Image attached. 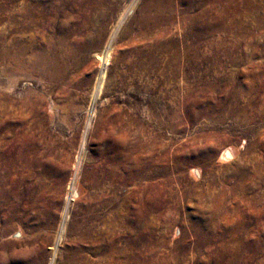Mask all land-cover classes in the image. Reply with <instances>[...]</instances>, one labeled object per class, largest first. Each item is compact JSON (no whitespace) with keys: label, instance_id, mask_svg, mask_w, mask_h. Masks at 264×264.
<instances>
[{"label":"rangeland","instance_id":"obj_1","mask_svg":"<svg viewBox=\"0 0 264 264\" xmlns=\"http://www.w3.org/2000/svg\"><path fill=\"white\" fill-rule=\"evenodd\" d=\"M60 2L0 59V264H62L98 179L110 264H264V0ZM142 18L169 48L150 82L125 69Z\"/></svg>","mask_w":264,"mask_h":264},{"label":"bare ground","instance_id":"obj_2","mask_svg":"<svg viewBox=\"0 0 264 264\" xmlns=\"http://www.w3.org/2000/svg\"><path fill=\"white\" fill-rule=\"evenodd\" d=\"M13 1L15 4L13 6L12 11L10 10L11 12L0 17V24H3L4 30L9 33V35H7L9 38L7 41L5 37L3 36L4 34L2 33L0 34V59H2V57L4 59L5 55L8 54V52H12L13 47H17L18 44H19V47L25 46L21 44L22 42L20 38H23V37L18 36V34L21 35L25 32L32 31L31 28L35 27V26L33 27V25L38 26L39 25L38 22L45 23L41 27H45L46 25H49V23L52 26L54 23L53 19L56 20L63 13V9H62L63 5H61V2H60L61 0H59L60 3H57L58 5L54 4L50 7L46 5L45 0H13ZM50 14L53 18H51ZM123 15H124V11L122 10V12L118 14V19L117 20L115 19L116 22L113 23V27L112 29H110L109 34L106 37L107 42L112 41L114 30H115V25H117L121 21ZM146 22L148 24V21L146 20V18H142L141 20H139V33L137 36L140 37V39L142 38L143 42H144V39L146 40V39H151V38L154 39V42H156L158 39V35L156 31L157 29L151 28V27L149 28L146 25ZM102 23L104 22L102 21ZM141 27L142 29L145 28L146 31L145 32L143 31L144 33L141 32ZM46 28H48V26H46ZM95 32H96L95 33L96 37L98 38L103 37V36L105 37L106 32H107L106 26H104V24L101 25ZM168 49L169 48L166 46L161 47L157 41L155 45L153 44L147 49V52L144 55H142L143 57L140 56L139 54L140 52L137 53L136 55L137 57L134 56L135 60L131 62H127L125 64L126 66L125 69L126 68L127 70L132 69L133 72L136 73V75L145 77L148 80L151 77L155 78L156 75L158 74L156 70L159 68V66L163 64L162 63L163 61H161V59H159L157 56L162 53L168 52ZM189 49L190 48L188 47V50ZM199 55L205 60V58L202 56L201 53H199ZM51 62L52 61L48 63L49 66H53L52 64H50ZM127 73L128 72L124 71L122 75H125V74L127 75ZM150 81L151 80H149V82ZM149 82L148 84L145 83L147 84L146 89L148 90V92L149 90H153V87H151L152 84ZM33 153L35 154L34 156L36 157V161L33 164H31V167H30L31 169H34L37 163L40 164V161H39L40 158H38L39 155H38L37 149L34 150ZM228 157H229L228 153H226L225 151L222 152V155H221L222 160H226L228 159ZM103 189L104 188L101 186L99 179L96 181H93L94 191L92 192L91 197L90 195H88V198H87L88 199L87 201L89 204L79 202L77 210L75 214L71 215L68 225L66 224L65 227L62 228L59 240L64 238L65 235L70 237L69 243L63 244V251L62 252L60 251L59 253V258L62 264H106L108 262H109L108 264H110V261L112 260V257H113L112 255L113 253H115V251L114 249L109 247L110 241L108 240L107 242V238L109 236L110 238H112L115 232L117 231L120 232V230L122 229L124 230L126 228V225H125V222L123 221V218L120 217L116 212H111L110 216L106 214L108 215L107 218H104L105 216L103 217L98 214V212L101 211L103 207L108 206V204L105 205L106 203L104 204L103 201L101 200V197H99L100 191ZM19 220L21 222H17V224L22 225V223H27L29 219L26 218L25 220H21L19 218ZM21 229L22 228H20L19 226L17 227V229L15 230L16 236H21V237L23 236V232ZM52 249H54V247Z\"/></svg>","mask_w":264,"mask_h":264}]
</instances>
